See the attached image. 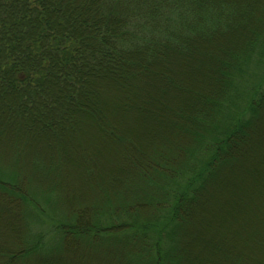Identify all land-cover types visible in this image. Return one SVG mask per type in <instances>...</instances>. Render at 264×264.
<instances>
[{
    "label": "trees",
    "instance_id": "1",
    "mask_svg": "<svg viewBox=\"0 0 264 264\" xmlns=\"http://www.w3.org/2000/svg\"><path fill=\"white\" fill-rule=\"evenodd\" d=\"M241 8L226 0H0V122L19 133L5 145L20 152L30 133L63 142L68 135L72 144L74 123L97 115L103 79L153 81L158 67L162 80L168 73L163 63L178 57L191 62L204 45L236 28ZM258 26L243 44L219 55L210 94L200 92L203 106L187 118L190 131L182 127L192 145L175 150L174 161L163 156L144 169L137 202H121L138 192L134 186L123 199L110 194L93 210L91 223L80 225L77 215L61 209L57 188L23 189L11 174L19 164L10 169L0 163V192L19 200L29 234L18 253H0V264H26L39 255L44 264L68 236L98 248L125 241L133 264H187L197 208L213 181L234 165L232 153L264 110V21ZM39 161L46 173L58 174V164ZM141 202L150 209L144 216L136 210ZM237 256V264H251Z\"/></svg>",
    "mask_w": 264,
    "mask_h": 264
},
{
    "label": "rangeland",
    "instance_id": "2",
    "mask_svg": "<svg viewBox=\"0 0 264 264\" xmlns=\"http://www.w3.org/2000/svg\"><path fill=\"white\" fill-rule=\"evenodd\" d=\"M226 1L243 7V15L234 21V30L204 45L195 57L191 55V62L184 63L178 57L168 66L163 63L161 71L168 72L160 76L163 81L158 79V67L152 70L153 81L143 77L127 85L103 79L98 90L101 105L95 107L97 115L85 114L83 125L78 120L68 126L75 132L72 144L68 135L67 142H63L57 136L52 139L37 134L33 138L35 135L30 133L23 135L29 143L27 151L20 148L17 152L4 141L13 140L12 136L19 133L0 122V151L4 148L0 163L11 165L10 169L19 164L11 174L22 181L23 189L30 184L31 189L57 188L61 209L77 215L80 225L91 223L93 210L110 194L123 199L131 195L134 186L138 192L129 200H121L134 203L142 194L143 184L136 182L141 181L144 169L155 166V160L163 156L174 161L175 150L192 145L184 129L188 125L190 131L187 118L203 106L206 96L200 97V92L210 94L219 58L231 47L243 44L252 29L264 21V0ZM260 111L245 142L232 153L234 165L221 179L213 181L197 208L186 240L187 264H237L233 261L237 259L235 249H240L237 257L243 255L251 264L264 260V110ZM79 126L83 133L78 131ZM5 148H9L8 153ZM52 148L56 159L52 158ZM20 158L21 162L17 160ZM39 160L52 162L53 167L58 164V174L46 173L47 167L39 168ZM142 202L136 210L139 208L144 216L150 209ZM23 217L19 200L0 192V253H18L23 240H27ZM84 242L88 241L81 236H68L58 249L61 252L44 260V264H133L130 254L125 255L129 249L125 241H119L120 247L104 244L108 247L101 248L85 246ZM41 258L35 256L26 264H41Z\"/></svg>",
    "mask_w": 264,
    "mask_h": 264
}]
</instances>
